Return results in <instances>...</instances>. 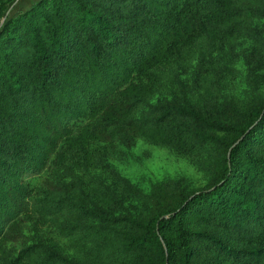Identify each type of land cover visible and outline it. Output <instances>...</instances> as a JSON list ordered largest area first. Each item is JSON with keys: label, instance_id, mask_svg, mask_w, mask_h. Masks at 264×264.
I'll return each instance as SVG.
<instances>
[{"label": "trees", "instance_id": "obj_1", "mask_svg": "<svg viewBox=\"0 0 264 264\" xmlns=\"http://www.w3.org/2000/svg\"><path fill=\"white\" fill-rule=\"evenodd\" d=\"M0 0V264H264V0ZM248 45L245 47V45ZM227 89V91H226ZM138 140L206 177L147 192Z\"/></svg>", "mask_w": 264, "mask_h": 264}, {"label": "rangeland", "instance_id": "obj_2", "mask_svg": "<svg viewBox=\"0 0 264 264\" xmlns=\"http://www.w3.org/2000/svg\"><path fill=\"white\" fill-rule=\"evenodd\" d=\"M35 0H13L9 5V15H15L19 10L29 7ZM248 45L246 44L245 47ZM236 78H232L228 83V94L237 100L245 101L256 95L259 99H264V83L258 92L245 86L243 76L245 66L243 62L231 61ZM226 89V91H227ZM132 159L128 162L110 160L118 173L129 181L135 188L144 192L149 191L154 184L162 180H174L180 182L191 190L199 189L206 184V177L197 170L187 159L180 154L151 145L142 140H138L132 149Z\"/></svg>", "mask_w": 264, "mask_h": 264}]
</instances>
